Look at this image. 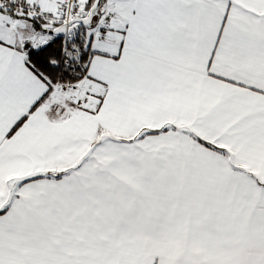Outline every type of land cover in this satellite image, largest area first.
<instances>
[{
    "label": "snow or ice",
    "instance_id": "6c2138e0",
    "mask_svg": "<svg viewBox=\"0 0 264 264\" xmlns=\"http://www.w3.org/2000/svg\"><path fill=\"white\" fill-rule=\"evenodd\" d=\"M0 264H264V0H0Z\"/></svg>",
    "mask_w": 264,
    "mask_h": 264
}]
</instances>
